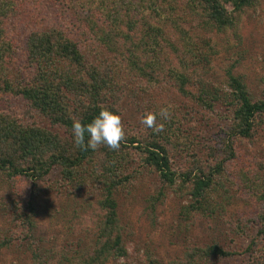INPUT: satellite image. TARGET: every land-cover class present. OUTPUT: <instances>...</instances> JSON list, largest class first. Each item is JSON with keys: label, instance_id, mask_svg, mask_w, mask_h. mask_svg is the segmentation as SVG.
Returning a JSON list of instances; mask_svg holds the SVG:
<instances>
[{"label": "trees", "instance_id": "16d2710c", "mask_svg": "<svg viewBox=\"0 0 264 264\" xmlns=\"http://www.w3.org/2000/svg\"><path fill=\"white\" fill-rule=\"evenodd\" d=\"M82 1L91 5L78 20L83 21L85 32L94 34L97 44L105 47L111 56L92 57L87 53L88 48L53 25L30 30L24 38V55L33 73L22 84L17 80L14 87L10 82L13 70L10 62L18 57L21 43L8 35L6 20L17 17L20 8L16 1L0 0L1 89L21 95L42 118L68 132V137H63L35 123L17 121L0 110V178L23 175L35 182L54 166H59L65 181L80 186L85 179L82 175L85 167H90L89 175L102 185L94 212L97 224L92 246L79 252L65 251L59 264H105L110 259H128L124 233L129 237L131 232L119 221L116 199L120 194H128L139 177L147 174L156 173L162 183L161 189L148 199L152 211L166 186L191 196L189 207L180 210L181 221L189 219L192 210L214 211L213 205H207L206 192L214 181V174L221 171L225 162L235 158L232 138L250 139L264 123V96L255 97L243 78L232 72L239 58L236 50L237 57L232 58L222 86H208L202 79L205 67L201 70L200 66L224 44L234 49L240 46L239 17L246 8H254L259 0ZM111 64L126 65L136 77L143 79L145 86L141 87V93L149 92L147 86H157L161 78H169L177 83L181 95L193 98L201 107L207 110L226 108L230 125L223 133L226 144L221 159L207 169L193 165L178 174L167 146L168 134L175 131V114L167 120L157 115V122L164 125L163 131L158 133L145 128L143 133L130 134L124 127L126 137L118 151L104 146L95 151L75 147L71 132L73 120L87 123L101 108L119 113L116 102L120 98V87L112 75ZM191 85H197L195 93ZM153 98L144 103H154L153 110L147 112L158 114L157 109L166 104ZM122 123L124 126V121ZM176 138L178 145L184 142L179 134ZM191 147L192 151L187 152L189 158L195 156L194 146ZM263 194L261 191L257 197ZM27 206L28 212L24 214L15 210L11 221L24 224L30 233L36 210L32 201ZM259 233L264 238V222ZM6 236L0 241V248L12 244L13 240ZM31 250L38 259L35 249ZM260 251V262L264 264V244ZM230 253L217 243L193 246L181 264H205L206 259H221ZM145 264H161V261L147 255Z\"/></svg>", "mask_w": 264, "mask_h": 264}, {"label": "rangeland", "instance_id": "374dc122", "mask_svg": "<svg viewBox=\"0 0 264 264\" xmlns=\"http://www.w3.org/2000/svg\"><path fill=\"white\" fill-rule=\"evenodd\" d=\"M9 1L18 2L20 8L17 17L6 20L8 35L21 43L18 57L10 62L13 65L10 82L14 87L17 80L22 84L33 73L24 55V38L30 30L53 25L85 49L88 48L87 53L92 57L104 59L111 56L105 47L97 44L94 34L85 32L83 21L78 20L91 4L82 0ZM239 24L240 46L234 49L224 44L208 58L205 65L200 64L201 70L205 67L202 79L208 86L224 85L226 70L232 58L237 57L236 50L239 58H236L233 74L243 78L255 97H262L264 0H259L254 8H246L239 17ZM111 66L114 68L112 75L120 87L116 106L127 132H145L141 117L148 110H153L155 105L144 102L153 101L155 97V100L165 102L163 108L169 110V117L175 114L177 118L174 133L168 134L167 146L178 174L180 170L191 169L193 165L207 169L221 159L226 144L223 133L230 125L226 108L207 110L201 107L193 98L181 95L177 83L169 78H161L157 86H147L149 92L141 93V87L145 86L143 79L136 77L126 65ZM193 79H196L194 75ZM189 87L192 92L197 91V85ZM0 110L17 121L35 123L68 137L63 127L42 118L21 95L2 90L1 87ZM178 134L184 141L179 145ZM232 139L235 158L225 162L221 171L214 174V181L206 192L207 205L214 206L212 212L192 210L190 218L181 221L180 210L184 206L189 207L191 196L183 190H173L167 186L163 188L164 194L152 211L148 199L162 187L156 173L139 177L128 194H120L116 199V210L120 223L128 226L131 232L129 237L124 233L129 257L127 260L110 259L105 264H145L147 255L155 256L161 264H181L186 252L193 246L204 247L213 243L231 253L221 259H206L205 264H261L260 249L264 238L259 228L264 222V194L261 198L257 195L264 191V123L252 138ZM192 145L195 156L189 158L187 152L192 151ZM90 171V167H85L82 174L85 179L80 186L65 181L59 166H54L35 182L23 175L11 179L5 176L0 178V241L5 235L13 240L11 245L0 248V264H59L65 251L73 253L90 249L96 235L94 212L102 188L93 175H89ZM29 201L33 202L36 210L30 233L25 230L24 224H12L11 221L16 215L15 210L22 211V214L28 212ZM31 249H35L38 259L34 258Z\"/></svg>", "mask_w": 264, "mask_h": 264}, {"label": "clouds", "instance_id": "9594fccd", "mask_svg": "<svg viewBox=\"0 0 264 264\" xmlns=\"http://www.w3.org/2000/svg\"><path fill=\"white\" fill-rule=\"evenodd\" d=\"M157 115L167 120L170 112L167 108H161L159 113L146 112L141 117V124L151 129L153 133L163 131V123L157 122ZM72 141L75 147L81 150L95 151L104 146L109 150L118 151L126 137L121 115L108 108L100 111L87 123L78 119L72 122Z\"/></svg>", "mask_w": 264, "mask_h": 264}]
</instances>
